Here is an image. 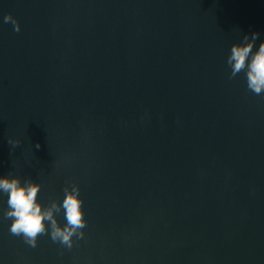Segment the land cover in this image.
Instances as JSON below:
<instances>
[{"label":"water","instance_id":"95a60500","mask_svg":"<svg viewBox=\"0 0 264 264\" xmlns=\"http://www.w3.org/2000/svg\"><path fill=\"white\" fill-rule=\"evenodd\" d=\"M253 32L264 0H0V176L75 183L87 221L32 247L0 192V264H264V92L227 63Z\"/></svg>","mask_w":264,"mask_h":264},{"label":"clouds","instance_id":"9594fccd","mask_svg":"<svg viewBox=\"0 0 264 264\" xmlns=\"http://www.w3.org/2000/svg\"><path fill=\"white\" fill-rule=\"evenodd\" d=\"M4 22H11L14 31L19 32L20 25L11 14L4 16ZM259 33L253 32L250 36H243V43H235L231 46L227 63L231 68L230 78L245 72L247 87L256 95L264 92V41L253 51ZM19 140L9 138L8 144L15 148ZM37 149L40 145L37 143ZM41 185L30 179L21 183L17 176H0V192L7 195V211L5 218L11 219L10 233L15 236H23L32 247L37 244V238L48 234L53 242L59 241L62 245L71 248L73 237L82 238V229L87 226L85 213L82 209L83 201L79 196L80 188L73 183L71 187L65 186L64 198L61 203L51 200L44 207L38 202L37 197ZM64 210L66 224L62 227L57 221L55 213ZM47 222V223H46Z\"/></svg>","mask_w":264,"mask_h":264}]
</instances>
